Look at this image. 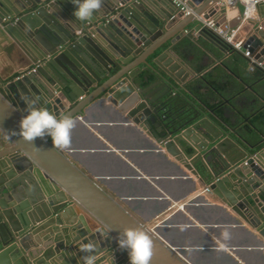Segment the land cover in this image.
<instances>
[{
  "label": "water",
  "instance_id": "95a60500",
  "mask_svg": "<svg viewBox=\"0 0 264 264\" xmlns=\"http://www.w3.org/2000/svg\"><path fill=\"white\" fill-rule=\"evenodd\" d=\"M242 2L188 0L194 12L182 18L174 0H102L89 20L79 21L72 15L71 0H0V27L26 42L30 65L40 63L37 73L7 86L0 83V264H83L78 244L86 238L100 240L98 257L110 252L117 264H129L116 237L124 228L137 226L152 239L150 264H190L107 190L105 178L87 176L68 154L51 146L48 136L28 142L18 135L32 91L43 95L33 106L47 108L58 118L75 120L106 99L130 120L144 119L157 150L199 175L209 192L237 214V223L255 230L257 249L264 254V132L255 140L211 109L218 121L210 119L187 97H194L199 85L184 72L185 67L195 68L187 57L193 44L219 62L240 52L201 22L187 28L202 13L226 21L228 7L240 12L233 26L250 25L243 49L264 61V0L253 8L257 19L244 18ZM194 30L216 50L194 38ZM249 87L258 95L255 86ZM176 97L183 109L171 116L170 103ZM64 103L70 108L62 110ZM75 207L99 222L93 232L84 214L72 217ZM105 227L114 236L102 241L97 229Z\"/></svg>",
  "mask_w": 264,
  "mask_h": 264
},
{
  "label": "crops",
  "instance_id": "0c3cea01",
  "mask_svg": "<svg viewBox=\"0 0 264 264\" xmlns=\"http://www.w3.org/2000/svg\"><path fill=\"white\" fill-rule=\"evenodd\" d=\"M239 6L244 9L242 3ZM233 8L228 7L226 14V21L232 26L240 14L236 7ZM249 18L257 19L258 14L253 12ZM199 22L195 19L187 28L190 30ZM247 27L239 30L238 38L244 42ZM192 36L216 50L198 31L194 30ZM24 50V40L11 36L0 27L1 85H9L22 76L23 69L33 65L26 59ZM187 57L195 68L193 71L185 67L184 72L188 79H194L195 85H199V88L195 86L194 97L187 94L192 103L206 111L210 119L218 121L209 111L211 109L228 122L235 121L239 130L259 140L264 132V72L251 70L250 59L241 51L219 62L193 44ZM39 77L46 80L44 76ZM250 85L258 89V95L253 93ZM27 87L26 91L30 93L31 87ZM32 95L36 103L43 96L33 91ZM64 104L66 109L62 110L70 108ZM190 106L189 103L187 107ZM126 114L120 106L106 99L94 102L84 110L82 117L74 120L71 143L61 151L68 154L87 176L105 178L107 190L124 200L123 206L139 220L148 224V218L160 215L165 218L155 231L190 264H262L264 254L257 249L259 240L255 230L245 221L246 228L237 223L233 218L237 214L226 208L222 199L212 192L189 200L197 190H204L208 185L171 155L157 150L156 138L144 128V119L134 122L125 117ZM1 139L0 133V146L3 145ZM186 199L189 202L180 209L168 205ZM79 213L89 220L93 232L99 222L80 207H75L72 217ZM224 227L231 233V239L225 242L224 249H219L216 241ZM113 236L108 233L101 240ZM96 241L100 244V240ZM114 264H117L116 257Z\"/></svg>",
  "mask_w": 264,
  "mask_h": 264
},
{
  "label": "clouds",
  "instance_id": "9594fccd",
  "mask_svg": "<svg viewBox=\"0 0 264 264\" xmlns=\"http://www.w3.org/2000/svg\"><path fill=\"white\" fill-rule=\"evenodd\" d=\"M75 5L72 15L79 21L89 20L102 4V0H71ZM82 98V97H80ZM36 101L26 100V111L21 116L18 125V135L25 141L32 142L36 137L48 136L51 139V146L54 149L63 150L71 143L70 132L75 126V121L67 115L57 117L47 108L35 107ZM13 135L17 133L13 131ZM203 193V194H207ZM183 230V226H181ZM207 231V227L204 229ZM102 235H107L111 231L110 227L97 229ZM231 239V233L224 227L219 234L216 243L219 249H224L226 243ZM117 247L126 250L129 264H150L152 254V239L148 232L142 227H126L116 237ZM79 251L83 254L80 259L83 264H114V256L110 252L103 253L102 257L96 255L98 242L86 238L78 244Z\"/></svg>",
  "mask_w": 264,
  "mask_h": 264
},
{
  "label": "built area",
  "instance_id": "2783aa9c",
  "mask_svg": "<svg viewBox=\"0 0 264 264\" xmlns=\"http://www.w3.org/2000/svg\"><path fill=\"white\" fill-rule=\"evenodd\" d=\"M174 1L180 6V10L182 11V18H185L194 12L193 8L188 5V0H174ZM258 2H261V0H243L242 4L245 7L244 18H247L253 14L254 12L253 8ZM15 19H18V17H15ZM196 19L199 20L202 23V26L205 27L207 30L212 32L214 35H216L218 38H220L227 44H230L233 47V49L242 51L244 56L250 59L251 70L260 69L264 72V61H259L255 59L251 55L249 49L246 48L243 49L244 41L238 38L241 25L232 26L227 21L220 23L218 19H216L215 17L205 16L204 13L197 15ZM39 64L40 63H36L33 64L32 66H28L27 68L23 69L21 71V75L23 76L29 73H37ZM206 192H209L208 187L204 188V190H200V191L197 190L194 194L190 196L191 198H189V200H192V197L201 195ZM186 202H189L188 199L183 201H178L177 203L172 204L171 206L180 209V207H182V203L185 204ZM164 219L165 218H162L161 215L157 216L156 218L151 220V222H148L147 225L150 227V229H155L157 226L163 223ZM151 223H153V225H151Z\"/></svg>",
  "mask_w": 264,
  "mask_h": 264
},
{
  "label": "trees",
  "instance_id": "16d2710c",
  "mask_svg": "<svg viewBox=\"0 0 264 264\" xmlns=\"http://www.w3.org/2000/svg\"><path fill=\"white\" fill-rule=\"evenodd\" d=\"M180 98L176 97L172 100V103H170V114L171 116L177 115L180 110L183 109V105L180 103ZM180 103V105H178Z\"/></svg>",
  "mask_w": 264,
  "mask_h": 264
},
{
  "label": "bare ground",
  "instance_id": "6f19581e",
  "mask_svg": "<svg viewBox=\"0 0 264 264\" xmlns=\"http://www.w3.org/2000/svg\"><path fill=\"white\" fill-rule=\"evenodd\" d=\"M230 8L232 9L233 7H230ZM233 10H234V8H233ZM233 10H232V11H233ZM184 205H185V204H184V203H182V206H184ZM151 225H153V223H151ZM149 228H150V227H149Z\"/></svg>",
  "mask_w": 264,
  "mask_h": 264
}]
</instances>
